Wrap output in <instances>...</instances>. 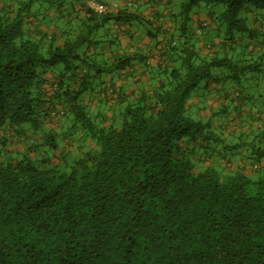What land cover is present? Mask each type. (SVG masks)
I'll return each instance as SVG.
<instances>
[{
	"label": "trees",
	"instance_id": "1",
	"mask_svg": "<svg viewBox=\"0 0 264 264\" xmlns=\"http://www.w3.org/2000/svg\"><path fill=\"white\" fill-rule=\"evenodd\" d=\"M62 1L0 0V264H264V126L227 145L191 105L226 80L257 90L264 0H169L158 79L135 98L98 77L138 55L92 53L91 31L31 32L33 9Z\"/></svg>",
	"mask_w": 264,
	"mask_h": 264
},
{
	"label": "crops",
	"instance_id": "2",
	"mask_svg": "<svg viewBox=\"0 0 264 264\" xmlns=\"http://www.w3.org/2000/svg\"><path fill=\"white\" fill-rule=\"evenodd\" d=\"M99 1L113 3L116 7L113 14L121 12L126 19L116 21L98 17L93 20L79 0H63L49 11L43 6L33 9V13L38 19L30 17L27 22L32 33L40 30L49 34H61L65 31L72 36H78L91 31L94 42L99 41V44H93L96 48H92V53L100 50L106 60L126 54L138 55L139 59L137 58L127 70L108 75V77H98L100 82H106L104 86L113 87L125 93L126 96L135 98L143 91L153 89L152 83L158 79V76H155L160 72V62L157 57L165 51L168 40L163 37V33L170 31L173 27L174 11L171 9L169 0ZM152 3L155 4V7ZM60 9L61 11H59ZM145 13H148L152 19L146 20V33L142 34L137 26L141 24L142 19L145 20L147 15ZM208 15L209 12L203 8L193 12L191 22L193 33L200 31L202 26L208 23ZM222 41L223 38L219 37H214L213 40L200 37L199 44L203 46L205 42L210 43L208 47L213 45L215 50H219L220 55L230 54L232 56L230 43L223 47ZM257 55L255 54V57ZM144 58L147 59L146 63L142 60ZM224 75L222 72V76ZM47 77L50 79L59 78L52 73ZM80 78L79 81L83 80ZM252 80L244 82L243 86L247 88L246 90L242 86L232 83L231 80L211 84L207 94L201 96L198 93V98L191 100V105L199 118L213 119L216 121L217 127H226L227 145L232 133L249 131L252 125L255 127L264 126V76H261L259 82L255 83L257 90L252 88ZM239 100H243V102L239 104ZM261 106L263 110H260ZM52 127L56 128L54 125ZM231 153L226 151L225 155ZM218 154L220 153L218 152ZM236 157L234 156V158ZM217 165L218 167L223 166V163L218 162Z\"/></svg>",
	"mask_w": 264,
	"mask_h": 264
},
{
	"label": "built area",
	"instance_id": "3",
	"mask_svg": "<svg viewBox=\"0 0 264 264\" xmlns=\"http://www.w3.org/2000/svg\"><path fill=\"white\" fill-rule=\"evenodd\" d=\"M86 3L89 9H91L94 13H98V14L111 12L116 9L114 4H112V6L109 7L108 5L103 4L98 0H86Z\"/></svg>",
	"mask_w": 264,
	"mask_h": 264
},
{
	"label": "rangeland",
	"instance_id": "4",
	"mask_svg": "<svg viewBox=\"0 0 264 264\" xmlns=\"http://www.w3.org/2000/svg\"><path fill=\"white\" fill-rule=\"evenodd\" d=\"M104 1L111 2L112 0H104ZM107 4H109V5L112 6L113 3H107ZM152 4H153V6L155 7V4H154V3H152ZM152 9L155 10L156 8H152ZM149 10H150V9H149ZM150 11H151V10H150ZM141 12H143V11L141 10ZM145 14H147L145 20L142 19V20H141V24L137 26V27H138V30H141L140 32H141L142 34H143V33H146V24H147V23H146V20H147V19H152L151 17H149L148 13H145ZM139 28H140V29H139ZM251 75L254 76V72H252L251 74L249 73V76H248V77H251Z\"/></svg>",
	"mask_w": 264,
	"mask_h": 264
}]
</instances>
